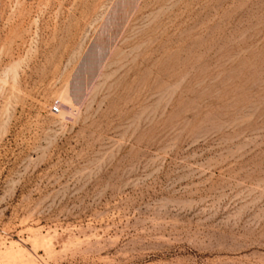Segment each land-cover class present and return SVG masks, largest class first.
Wrapping results in <instances>:
<instances>
[{"label":"rangeland","instance_id":"374dc122","mask_svg":"<svg viewBox=\"0 0 264 264\" xmlns=\"http://www.w3.org/2000/svg\"><path fill=\"white\" fill-rule=\"evenodd\" d=\"M2 259L264 264V0H0Z\"/></svg>","mask_w":264,"mask_h":264},{"label":"bare ground","instance_id":"6f19581e","mask_svg":"<svg viewBox=\"0 0 264 264\" xmlns=\"http://www.w3.org/2000/svg\"><path fill=\"white\" fill-rule=\"evenodd\" d=\"M88 58L89 57H87L85 60H84V64H83V67L84 68H82L83 70H86L87 68H86V65H87V63H88ZM18 248V247H17ZM7 257H9V256H7ZM10 258V257H9ZM8 262H6V260L5 259H2V261L0 262V264H7ZM9 264V263H8Z\"/></svg>","mask_w":264,"mask_h":264},{"label":"built area","instance_id":"2783aa9c","mask_svg":"<svg viewBox=\"0 0 264 264\" xmlns=\"http://www.w3.org/2000/svg\"><path fill=\"white\" fill-rule=\"evenodd\" d=\"M52 111L53 113H59V107H55Z\"/></svg>","mask_w":264,"mask_h":264}]
</instances>
